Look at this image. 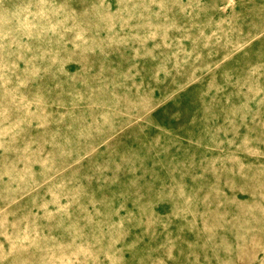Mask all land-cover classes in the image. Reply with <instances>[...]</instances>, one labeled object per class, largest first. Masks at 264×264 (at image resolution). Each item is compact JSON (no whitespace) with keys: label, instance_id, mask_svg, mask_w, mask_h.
<instances>
[{"label":"rangeland","instance_id":"1","mask_svg":"<svg viewBox=\"0 0 264 264\" xmlns=\"http://www.w3.org/2000/svg\"><path fill=\"white\" fill-rule=\"evenodd\" d=\"M0 264H264V0H0Z\"/></svg>","mask_w":264,"mask_h":264}]
</instances>
